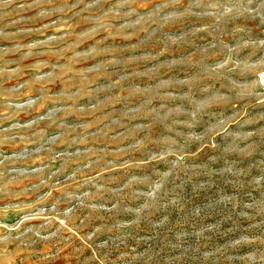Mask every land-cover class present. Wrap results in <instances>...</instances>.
<instances>
[{
	"label": "rangeland",
	"instance_id": "1",
	"mask_svg": "<svg viewBox=\"0 0 264 264\" xmlns=\"http://www.w3.org/2000/svg\"><path fill=\"white\" fill-rule=\"evenodd\" d=\"M0 264H264V0H0Z\"/></svg>",
	"mask_w": 264,
	"mask_h": 264
}]
</instances>
